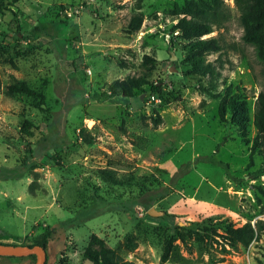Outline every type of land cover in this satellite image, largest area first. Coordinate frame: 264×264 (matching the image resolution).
<instances>
[{
	"label": "rangeland",
	"instance_id": "rangeland-1",
	"mask_svg": "<svg viewBox=\"0 0 264 264\" xmlns=\"http://www.w3.org/2000/svg\"><path fill=\"white\" fill-rule=\"evenodd\" d=\"M135 1L10 0L0 13V170L23 174L0 180V242L27 247L49 229L48 264H84L92 234L135 264H162L169 242L166 264H264V235L234 248L213 226L264 220L263 159L248 167L250 146L221 126L208 93L239 87L253 116L264 92V64L242 39L236 1L224 0L227 20L210 35L223 48L208 57L218 78L192 74L173 33L171 11L187 0H144L131 33ZM145 56L156 61L149 81L163 104L148 105L152 86L104 101L110 84L146 70ZM13 78L36 95L7 96Z\"/></svg>",
	"mask_w": 264,
	"mask_h": 264
},
{
	"label": "trees",
	"instance_id": "trees-1",
	"mask_svg": "<svg viewBox=\"0 0 264 264\" xmlns=\"http://www.w3.org/2000/svg\"><path fill=\"white\" fill-rule=\"evenodd\" d=\"M235 1L244 30L242 39L244 43L254 47L257 58L264 64V0ZM143 2L144 0L135 1V13L128 27L131 33L138 32L144 22V16L141 12ZM9 3L10 0H0V13L6 11ZM171 13L174 20H177L173 33L178 32V34H181L182 39L186 42L184 47L188 52L186 63L192 68L191 73L194 75H209L214 78L220 77L218 70L208 62V57L223 50L220 41L215 37H210V35L214 32V29H221L227 20L228 14L224 0H187L183 7H176ZM0 54H4V50L0 49ZM2 63L10 64L17 70V66L10 57L5 58ZM149 63H156V61L145 56L142 63L146 67L145 71L139 75L127 76L123 80H116L110 84L101 95L103 100L108 101L119 96L133 98L136 93L143 91L148 86H152L153 88L149 95L157 96L162 100L163 104L162 87L153 86L149 81L151 73L150 68H148ZM13 81L6 89L5 94L7 96L33 97L36 95V91L27 83L17 81L15 78H13ZM208 93L214 100L219 101L218 119L221 126L236 128L242 138V142L250 146L251 156L248 167L253 168L255 166V158L257 156L263 159L257 174L264 176V92L257 97L253 116L250 104L239 87L229 86L223 94L215 93L214 91H208ZM251 123L255 128L253 140L250 139ZM31 128L32 123L25 122L21 129L22 133L32 136ZM22 177V172L18 170H0V180L21 179ZM213 224V226L224 232L221 237L229 246L234 248L241 246L244 249H248L252 244L261 241L264 235V220H258L255 224L247 222L238 227L227 221H217ZM52 235L53 232L47 229L35 243L27 247H40L48 253ZM0 244L5 243L0 242ZM172 251L173 244L169 242L161 256L162 264H166L169 261ZM27 258L37 260L34 255ZM83 258L92 264H135L132 261L123 259L107 245L104 239L96 234L91 235L83 252ZM48 262L49 257L47 254L46 264ZM60 264H65V261L62 260Z\"/></svg>",
	"mask_w": 264,
	"mask_h": 264
},
{
	"label": "water",
	"instance_id": "water-1",
	"mask_svg": "<svg viewBox=\"0 0 264 264\" xmlns=\"http://www.w3.org/2000/svg\"><path fill=\"white\" fill-rule=\"evenodd\" d=\"M174 58H176L174 56ZM149 215L152 217H160L163 215L162 212L156 211L155 208H152L149 211ZM36 256V264H46L47 252L40 247H23L15 246L12 244H0V256L15 257V258H24L29 256ZM84 264H92L89 261H85Z\"/></svg>",
	"mask_w": 264,
	"mask_h": 264
},
{
	"label": "crops",
	"instance_id": "crops-1",
	"mask_svg": "<svg viewBox=\"0 0 264 264\" xmlns=\"http://www.w3.org/2000/svg\"><path fill=\"white\" fill-rule=\"evenodd\" d=\"M4 241V240H3ZM5 241H8V242H12V239L10 240H5ZM21 259H24V258H8V257H0V261H3L6 260V262L8 264H29L28 262L26 261H22Z\"/></svg>",
	"mask_w": 264,
	"mask_h": 264
},
{
	"label": "built area",
	"instance_id": "built-area-1",
	"mask_svg": "<svg viewBox=\"0 0 264 264\" xmlns=\"http://www.w3.org/2000/svg\"><path fill=\"white\" fill-rule=\"evenodd\" d=\"M147 103H148V105L154 104V105L161 106L162 100L155 95H151V96H149Z\"/></svg>",
	"mask_w": 264,
	"mask_h": 264
}]
</instances>
